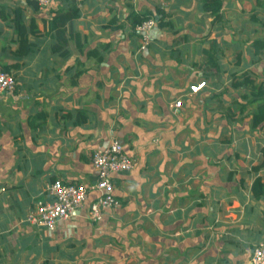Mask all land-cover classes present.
I'll return each instance as SVG.
<instances>
[{"label": "crops", "instance_id": "obj_1", "mask_svg": "<svg viewBox=\"0 0 264 264\" xmlns=\"http://www.w3.org/2000/svg\"><path fill=\"white\" fill-rule=\"evenodd\" d=\"M221 1L216 20L203 0H0V72L17 83L0 94V264L249 262L264 241V124L232 76L264 81V0ZM71 8L59 41L52 20ZM17 9L36 22L26 54ZM235 102L248 108L227 119ZM114 140L135 161L112 178L119 209L91 221L92 194L54 232L28 223L56 181L94 185L93 150Z\"/></svg>", "mask_w": 264, "mask_h": 264}, {"label": "built area", "instance_id": "obj_2", "mask_svg": "<svg viewBox=\"0 0 264 264\" xmlns=\"http://www.w3.org/2000/svg\"><path fill=\"white\" fill-rule=\"evenodd\" d=\"M54 1L36 0V3L40 10L45 11L52 6ZM156 25L157 22L154 19H148L136 28L142 52L149 48ZM205 86V83L191 86L190 93L196 95ZM16 87L14 77L0 72V94L12 93ZM182 107V100H178L173 105L175 110H180ZM91 165L97 174V181L94 185L83 186L56 181L48 189L50 201L38 203L35 211L28 216V223L48 232H54L59 223L70 219L76 212L83 209L92 194H96L97 198L89 210L88 217L91 221L100 222L106 212L119 209L121 204L117 199L112 178L115 175L133 171L134 159L129 156L118 140H114L107 146L94 148ZM248 264H264V241L254 249Z\"/></svg>", "mask_w": 264, "mask_h": 264}, {"label": "trees", "instance_id": "obj_3", "mask_svg": "<svg viewBox=\"0 0 264 264\" xmlns=\"http://www.w3.org/2000/svg\"><path fill=\"white\" fill-rule=\"evenodd\" d=\"M34 10H38V5L36 2L32 4ZM223 4L221 0H203V10L208 16L215 17L216 20H220L221 11ZM15 16V27L18 33V42H19V53L26 54L29 52V32L31 34L35 33L36 22L34 19L31 20L30 28H26L23 25L24 11L21 9L16 10ZM78 17V10L76 8H71L65 11H59L54 15L52 27L56 30L58 35V40L60 41L63 37V28L72 22V20ZM143 21H139L140 25ZM255 49V56L264 55V40H257L253 43ZM232 88L238 90L239 88H245L248 91V95L244 97L245 100H249L250 96L252 97L251 104H255L256 107L252 112L251 125L253 128H258L261 124H264V81H258L257 77L251 75L250 73H243L238 76L234 74L232 76ZM239 107V108H238ZM247 106L239 105L235 102L233 107H231L225 114L227 119L231 118L237 120L236 110L240 109V112L243 113L247 110ZM239 119V118H238ZM264 166V162H263ZM258 189L262 184L260 181L256 183ZM259 185V186H258ZM259 194V193H258ZM260 196V194L258 195Z\"/></svg>", "mask_w": 264, "mask_h": 264}, {"label": "rangeland", "instance_id": "obj_4", "mask_svg": "<svg viewBox=\"0 0 264 264\" xmlns=\"http://www.w3.org/2000/svg\"><path fill=\"white\" fill-rule=\"evenodd\" d=\"M232 40H233V39H232ZM253 251H254V250H253ZM248 263H249V262H248ZM248 263H247V264H248Z\"/></svg>", "mask_w": 264, "mask_h": 264}]
</instances>
